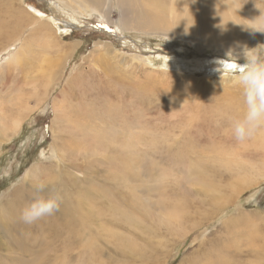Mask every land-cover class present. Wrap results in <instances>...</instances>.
I'll return each mask as SVG.
<instances>
[{
  "label": "rangeland",
  "instance_id": "rangeland-1",
  "mask_svg": "<svg viewBox=\"0 0 264 264\" xmlns=\"http://www.w3.org/2000/svg\"><path fill=\"white\" fill-rule=\"evenodd\" d=\"M23 1L58 20L62 42L80 45L42 86L38 67H2L24 40L7 50L0 37V264H264V129L242 142L232 132L247 112L241 68L264 60V2L238 1L259 19L241 20L250 38L203 44L135 28L131 13L151 10L144 4L109 0L96 14L65 0ZM180 2L164 5L192 18ZM106 46L109 60L91 69ZM222 60L237 69H219ZM57 192V213L24 223L34 195Z\"/></svg>",
  "mask_w": 264,
  "mask_h": 264
},
{
  "label": "bare ground",
  "instance_id": "bare-ground-1",
  "mask_svg": "<svg viewBox=\"0 0 264 264\" xmlns=\"http://www.w3.org/2000/svg\"><path fill=\"white\" fill-rule=\"evenodd\" d=\"M118 1L119 3L125 5L126 7L127 6L131 7L132 5L134 6L135 4H140V5L144 4L145 8L147 5V7L151 9L148 11L145 10L138 11L137 13H134L133 11L131 13L133 20L135 22L134 24L136 25L134 26L135 28H137L138 26L139 28H145V29L147 28L148 30H162L165 32L175 31L173 35L175 36L180 35L178 37L183 39L191 38L192 40L196 39V36L198 40V36L200 35V39L203 44H206L214 40L216 41V40L235 39V38L237 39L238 37L250 38L249 32L248 33L245 32L246 27L241 25L242 23L241 20H247L251 23L252 22L257 23V21L259 20L257 15L253 18V14L255 12L253 11L249 12L247 9H244L248 7H244L245 4H241L240 2H238L239 0H182V2H180L182 3L181 9H183L185 15H188L190 12H193L192 18L190 16H184V15L180 16L178 15V13H175L174 4H170L171 6L166 5L165 7L164 0H118ZM65 2H67L68 5H70L69 7H71L73 10L75 8H80L82 10L88 9L97 12L96 14L98 13L102 14L103 10L105 9V6L109 3V0H65ZM261 2H264V0H262ZM248 6H254V5L251 3V5ZM200 13L202 15V20H200V23L202 22L203 23L202 25H200L198 31L195 18L196 15L197 17H199ZM169 14L174 16V20L172 22H169L166 19V17ZM163 15H165L166 17L163 18ZM262 17L264 21V13ZM56 21L58 20L54 17H50V20H48L46 16H44V13H42L38 9H35L34 7L31 6L27 7L23 0H0V37H5L9 41L4 48L6 49L8 47L7 50H10L11 48H14V44H16V42L20 43V40H24L22 42L21 47L15 53H13V55L11 54L9 58H6V60L2 63L3 64L2 67H7L10 69V67L13 66L12 62L14 65H16L17 63H23L21 69L29 66H31L33 69L38 67L36 71L39 72L40 74L41 77L40 83H42V86L43 83L48 85L51 84L54 80V77L57 74L53 70L57 66L56 63L57 60H61L62 62L63 60L68 61L69 59H71L70 57L74 56L73 52L75 48H77L80 45L79 41L62 42L61 39L59 38V35H63V34L66 35L67 33H59L52 27V25H56ZM25 31H28V35L25 36V39L24 38L22 39L21 37L22 35H24L23 33H25ZM184 36H190V37L186 38ZM32 47H36V50L34 53L31 54ZM110 48L109 46H106L104 52L91 54V58L89 57L90 59H88L90 62L91 69H93L92 66H95L96 64L101 68L103 67L104 63L109 60L106 58L105 55L111 50ZM41 56L42 58H40ZM200 64L202 63L198 62L195 65L193 64V66L199 68L198 65ZM237 67L238 65L236 63L229 61L227 62L225 60H222V62L219 64V69H223L227 72L235 71ZM34 78L35 77H30L32 83L28 84L31 85L32 88L36 84L33 83V80H35ZM77 80L80 79L78 78ZM205 81L207 80L205 79ZM44 88L47 94L48 90L46 89V86ZM117 93L119 95L122 94L121 91H118ZM178 104L180 106L179 102L176 103V106ZM32 111L34 112L35 110L33 109ZM25 118H28V115L24 117L22 120L13 119L14 124L11 126V128H9V134L11 137L15 136V134L18 133L17 130H19L21 124L23 123V120H26ZM53 134L55 135L56 138L57 131L54 130V128H53ZM108 136L109 135H106L104 137L108 139ZM94 138L95 141H91V140L89 141L91 147H95V148L100 147L101 146L100 141L103 138L102 134L100 137L95 136ZM114 138L115 137H113L112 139L114 140ZM6 142H4V144ZM121 160L122 163H127L129 161V160L126 161L125 158L122 159V157ZM130 160H132V157ZM22 199L29 200L30 199L29 194H26L24 198H21V200ZM64 208H66L67 210L69 209L66 206ZM5 209L8 210L7 208ZM4 222H5V218L2 217L0 225L2 224L4 225ZM215 250L217 249L215 248ZM20 251L23 253L26 252L24 239L21 241ZM215 264H219V262Z\"/></svg>",
  "mask_w": 264,
  "mask_h": 264
},
{
  "label": "clouds",
  "instance_id": "clouds-1",
  "mask_svg": "<svg viewBox=\"0 0 264 264\" xmlns=\"http://www.w3.org/2000/svg\"><path fill=\"white\" fill-rule=\"evenodd\" d=\"M239 81L244 86L247 112L242 120L233 122L232 132L236 140L242 142L264 129V60L255 56L251 59L246 58ZM44 190L43 185L38 188V192ZM62 203L63 195L59 192L47 198L34 195L30 205L23 210L22 220L26 224H32L54 215L60 210Z\"/></svg>",
  "mask_w": 264,
  "mask_h": 264
},
{
  "label": "water",
  "instance_id": "water-1",
  "mask_svg": "<svg viewBox=\"0 0 264 264\" xmlns=\"http://www.w3.org/2000/svg\"><path fill=\"white\" fill-rule=\"evenodd\" d=\"M110 33H112V32H110ZM114 33V32H113Z\"/></svg>",
  "mask_w": 264,
  "mask_h": 264
}]
</instances>
